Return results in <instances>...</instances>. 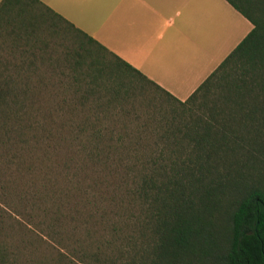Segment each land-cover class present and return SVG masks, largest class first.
Here are the masks:
<instances>
[{
  "label": "trees",
  "instance_id": "trees-1",
  "mask_svg": "<svg viewBox=\"0 0 264 264\" xmlns=\"http://www.w3.org/2000/svg\"><path fill=\"white\" fill-rule=\"evenodd\" d=\"M225 1L253 28L185 101L70 27L114 57L113 69L133 72L181 109L170 120L139 127L156 138L137 132L103 145L94 141L99 130H91L93 143L81 144V152L118 179L109 201L119 203L110 223L108 216L111 232H86L73 252L54 246L38 264H264V0ZM23 24L10 34L20 36L32 22ZM78 58L72 67L94 93L125 101L105 70ZM18 83L0 74L1 150H10L13 136L23 142L29 119L38 117L37 99ZM85 131L73 133L81 139ZM0 264L18 262L0 254Z\"/></svg>",
  "mask_w": 264,
  "mask_h": 264
},
{
  "label": "rangeland",
  "instance_id": "rangeland-1",
  "mask_svg": "<svg viewBox=\"0 0 264 264\" xmlns=\"http://www.w3.org/2000/svg\"><path fill=\"white\" fill-rule=\"evenodd\" d=\"M61 24L34 21L20 36L0 39V74L18 77L16 88L34 94L38 116L28 121L25 144L13 136L10 150L0 149V254L8 262L38 264L54 246L73 252L86 232H111L108 216L110 223L119 203L109 201L118 179L93 164L81 144L93 143V128L99 130L94 141L103 145L121 135L156 138L139 127L170 120L169 113L181 109L133 72L113 69L114 57ZM78 56L105 70L125 101L94 93L84 73L72 67ZM81 130L86 131L76 139L73 132Z\"/></svg>",
  "mask_w": 264,
  "mask_h": 264
},
{
  "label": "crops",
  "instance_id": "crops-1",
  "mask_svg": "<svg viewBox=\"0 0 264 264\" xmlns=\"http://www.w3.org/2000/svg\"><path fill=\"white\" fill-rule=\"evenodd\" d=\"M34 19L85 34L179 101L253 28L225 0H8L0 39Z\"/></svg>",
  "mask_w": 264,
  "mask_h": 264
}]
</instances>
